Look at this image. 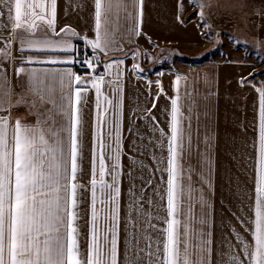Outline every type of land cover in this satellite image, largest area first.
<instances>
[{
    "label": "snow or ice",
    "instance_id": "snow-or-ice-1",
    "mask_svg": "<svg viewBox=\"0 0 264 264\" xmlns=\"http://www.w3.org/2000/svg\"><path fill=\"white\" fill-rule=\"evenodd\" d=\"M142 4L143 0H93V37L84 38L86 44L106 55L115 44L111 37L122 19L132 20L127 31L136 33L135 21L137 15H142ZM58 8V0H0V17L10 22V26L0 25V32L7 28L10 34H15L10 43L16 44L18 53L10 56L13 49L5 45L6 50L0 54V74L7 71L6 63L11 65L37 95L53 103L54 114L67 116L58 126L54 118L46 128L28 126L19 120L13 121L10 108L0 106L3 113L0 114V264H123L119 252L121 185L127 176L131 192L134 181L143 180L131 170L127 173L123 170L122 157L126 153L123 151L120 66L124 61L106 64V77L96 72L99 58L79 59L71 37H83L66 28L57 31ZM17 59L19 64H15ZM77 63L90 69L91 74L87 77L77 74L71 67ZM33 65L64 67L37 70L30 67ZM176 84L177 95L170 100L167 130L159 127L155 116L146 117L153 124L150 130L155 137L154 146L160 151L159 157L153 153V159L161 167L155 169L160 173L155 186L151 179L144 181L152 186L153 195L139 196L136 214L143 218L145 232L151 229L159 235L154 240L149 238L146 249H139L138 244L137 249L146 253L147 264H212L216 243L213 239L215 206L205 191L212 188V158L210 154L205 155L211 138L206 136L205 149L199 153V169L193 167L188 162L193 151V110L190 104H181L179 78ZM56 91L61 93L59 101L54 98ZM93 91L91 224L87 249L83 250L78 226V193L82 186L77 183L78 173L82 171L85 135L81 105L86 102L85 94ZM254 132L252 153L246 157L252 169L251 188L243 196L247 214L240 220L247 236L241 238L235 233L239 252L233 253L235 246H229L226 253L216 254L223 264H264V85L258 88ZM129 144L137 147L132 141ZM129 162L133 168L137 166L135 157H130ZM139 167L143 170L144 166L141 163ZM97 203L103 206L100 210L103 223ZM144 203L149 209L155 208L157 214L145 210ZM161 211L165 213L162 219L158 215ZM153 220L159 223L153 224ZM128 223L138 227L131 215L125 221ZM229 235L232 228L223 241L230 245ZM125 239L129 249L137 237L126 232Z\"/></svg>",
    "mask_w": 264,
    "mask_h": 264
},
{
    "label": "crops",
    "instance_id": "crops-1",
    "mask_svg": "<svg viewBox=\"0 0 264 264\" xmlns=\"http://www.w3.org/2000/svg\"><path fill=\"white\" fill-rule=\"evenodd\" d=\"M58 2V16L55 25L57 31L62 28L74 31L83 38L71 37L73 44L76 46L78 42L86 44L84 38L93 37V0H58ZM257 3L264 4V0H257ZM181 9L180 0H143L142 15H137L135 21L137 27L135 34L127 31L133 23L132 20L122 19L121 26L114 31L111 37L115 44L107 50L106 55L88 46L101 60L100 73L106 77L108 76L104 67L106 64H115L118 60L124 61V64L120 66L122 90L120 95L123 96L122 121L125 137L123 151L126 153L122 157L123 170L125 173L131 170L134 176L143 177V180L137 178L134 181L135 186L131 192L127 176H124L121 185L119 252L123 264H147V255L144 251H138L137 244L139 249H146L150 242L149 238L154 240L159 235L151 229L145 232L144 220L136 214L139 196L144 195L147 198L153 195L152 186L159 182L160 176L155 169L161 167L153 159V153L159 157L160 151L154 146L155 137L150 130L153 124L146 117L155 116L159 127L167 130L170 120V100L177 95V78L180 79V102L185 106L190 104L193 110V151L188 161L193 167L199 169V153L205 149L206 136L211 138L208 152L205 155L210 154L212 158L210 176L212 188L205 189V191L210 194V202L215 206L213 239L216 243L213 245L212 264H223L220 256L216 254L226 253L229 246H235L232 247L233 253L239 252L238 242L234 238L235 233H239L241 238L247 236L245 227L240 223V220H243L247 214V208L244 207L246 203L243 199L244 192L251 188L249 176L252 169L246 157L252 153L250 145L255 138L254 124L258 112V88L264 85V64H254L246 59H207L193 64L177 61L172 68L158 70L151 77H147L143 71L150 68V65L147 66L146 63L148 52H153L154 57L166 47L171 49L170 47L199 42L200 34L196 23L184 22ZM0 25L10 26V22L6 17H0ZM14 35L10 34L7 28L0 32V54L6 50L5 45H7L8 48L13 49L9 53L10 56L18 55L15 51L16 44L10 43ZM15 64H19L18 59ZM134 65L139 67L134 69ZM30 67L42 70L64 66L33 65ZM9 76L12 91L11 107L5 103L4 97H0V106L10 108L13 121L19 120L23 125L46 128L53 122V118L57 126L67 120L66 115L54 114L53 103L49 102L46 97L42 99L37 95L29 82L17 75L11 65ZM56 87L58 88V85ZM105 91L109 90L105 89ZM60 94L59 91L55 92L56 101H59ZM20 98H27V104L21 103ZM85 101L81 105L85 121L82 171L77 177L78 185L82 186V191L78 193L80 200L78 226L80 245L83 250L87 249L91 224L90 181L92 179L95 123L94 91L85 94ZM166 108L168 112L165 111ZM26 116L28 118H25ZM197 138L199 139L198 148ZM129 141L135 143L137 147L132 148ZM130 157H135L137 161L135 168L129 162ZM141 163L144 166L143 170L139 167ZM107 179L110 178L106 177ZM149 179H151L152 186L144 183ZM193 179L196 180L195 175ZM196 187H200L198 182ZM97 196L99 197V191H97ZM96 207L100 222L103 223V211H100L103 206L97 203ZM143 208L150 210L153 215L157 214L156 209H149L147 203L143 204ZM233 213L235 216L232 215ZM128 215H131L132 221L138 227L134 228L132 223L125 224ZM158 215L162 219L165 213L161 211ZM152 223L158 224L159 222L153 220ZM159 226L163 227L162 224ZM229 228H232V235L227 237L230 245L223 243ZM126 232L135 233L137 237V240L132 241L129 249H126Z\"/></svg>",
    "mask_w": 264,
    "mask_h": 264
},
{
    "label": "rangeland",
    "instance_id": "rangeland-1",
    "mask_svg": "<svg viewBox=\"0 0 264 264\" xmlns=\"http://www.w3.org/2000/svg\"><path fill=\"white\" fill-rule=\"evenodd\" d=\"M180 1L183 21L196 23L200 40L196 44L166 47L154 57L153 52H148L146 63L150 65L149 70L158 63L172 68L177 61L182 62V56H189L195 62L246 59L254 64H264V4L257 3V0ZM161 57L162 62H158ZM4 67L7 71L0 74V97H4L5 103L11 107L10 65L6 63ZM20 101L27 104V98H20Z\"/></svg>",
    "mask_w": 264,
    "mask_h": 264
},
{
    "label": "built area",
    "instance_id": "built-area-1",
    "mask_svg": "<svg viewBox=\"0 0 264 264\" xmlns=\"http://www.w3.org/2000/svg\"><path fill=\"white\" fill-rule=\"evenodd\" d=\"M77 57L81 60L87 58L89 60H93L99 58L95 55L92 50L86 45L85 43L81 42L78 48ZM73 70L77 72V74L81 75L82 77H87L91 74V70L87 69L86 66H81V64L77 63L72 66ZM102 68V62L99 59V63L96 65V72L100 73Z\"/></svg>",
    "mask_w": 264,
    "mask_h": 264
},
{
    "label": "trees",
    "instance_id": "trees-1",
    "mask_svg": "<svg viewBox=\"0 0 264 264\" xmlns=\"http://www.w3.org/2000/svg\"><path fill=\"white\" fill-rule=\"evenodd\" d=\"M80 43L81 42L77 43V46H76L77 48H79ZM181 58H182V62L184 63H190V64L195 63V61H191V58L189 56H182ZM169 68H170V65L168 64L158 63V65L153 70L148 69L146 71H143V74H145L147 77H151L156 71L161 70V69H169Z\"/></svg>",
    "mask_w": 264,
    "mask_h": 264
},
{
    "label": "water",
    "instance_id": "water-1",
    "mask_svg": "<svg viewBox=\"0 0 264 264\" xmlns=\"http://www.w3.org/2000/svg\"><path fill=\"white\" fill-rule=\"evenodd\" d=\"M162 60H163V57H161L160 59H158V62H162Z\"/></svg>",
    "mask_w": 264,
    "mask_h": 264
}]
</instances>
